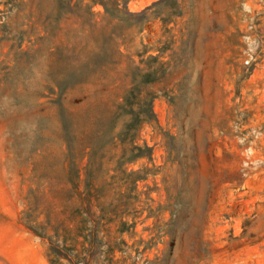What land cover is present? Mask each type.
I'll return each mask as SVG.
<instances>
[{
  "label": "rangeland",
  "instance_id": "rangeland-1",
  "mask_svg": "<svg viewBox=\"0 0 264 264\" xmlns=\"http://www.w3.org/2000/svg\"><path fill=\"white\" fill-rule=\"evenodd\" d=\"M0 264H264V0H0Z\"/></svg>",
  "mask_w": 264,
  "mask_h": 264
},
{
  "label": "trees",
  "instance_id": "trees-1",
  "mask_svg": "<svg viewBox=\"0 0 264 264\" xmlns=\"http://www.w3.org/2000/svg\"><path fill=\"white\" fill-rule=\"evenodd\" d=\"M132 148H133V150H134V153L132 154V158H135V157H137V156H139V155L142 154V151H143V150H142L141 147L136 146V145H133Z\"/></svg>",
  "mask_w": 264,
  "mask_h": 264
}]
</instances>
